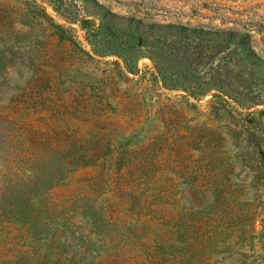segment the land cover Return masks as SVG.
I'll list each match as a JSON object with an SVG mask.
<instances>
[{"label": "rangeland", "instance_id": "374dc122", "mask_svg": "<svg viewBox=\"0 0 264 264\" xmlns=\"http://www.w3.org/2000/svg\"><path fill=\"white\" fill-rule=\"evenodd\" d=\"M0 264H264V0H0Z\"/></svg>", "mask_w": 264, "mask_h": 264}, {"label": "trees", "instance_id": "16d2710c", "mask_svg": "<svg viewBox=\"0 0 264 264\" xmlns=\"http://www.w3.org/2000/svg\"><path fill=\"white\" fill-rule=\"evenodd\" d=\"M82 153H79V155L78 154H75V155H77V156H80ZM77 163V162H76ZM75 163V164H76ZM82 163L85 165V166H87V165H89L90 163L87 161V158H86V156L85 155H83V161H82ZM69 165H70V163H68ZM78 164H81V163H78ZM76 166H77V164H76ZM79 167H80V165H78Z\"/></svg>", "mask_w": 264, "mask_h": 264}]
</instances>
